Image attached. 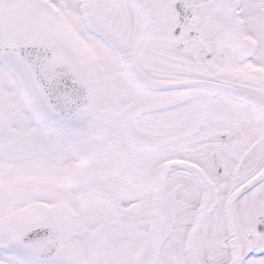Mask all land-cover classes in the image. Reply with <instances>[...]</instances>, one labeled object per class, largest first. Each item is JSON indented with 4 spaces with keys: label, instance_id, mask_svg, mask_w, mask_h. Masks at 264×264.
Masks as SVG:
<instances>
[{
    "label": "snow or ice",
    "instance_id": "6c2138e0",
    "mask_svg": "<svg viewBox=\"0 0 264 264\" xmlns=\"http://www.w3.org/2000/svg\"><path fill=\"white\" fill-rule=\"evenodd\" d=\"M0 264H264V0H0Z\"/></svg>",
    "mask_w": 264,
    "mask_h": 264
}]
</instances>
